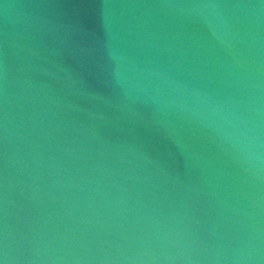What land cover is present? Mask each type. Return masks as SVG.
Listing matches in <instances>:
<instances>
[{"label":"water","instance_id":"water-1","mask_svg":"<svg viewBox=\"0 0 264 264\" xmlns=\"http://www.w3.org/2000/svg\"><path fill=\"white\" fill-rule=\"evenodd\" d=\"M0 261L264 264V0H0Z\"/></svg>","mask_w":264,"mask_h":264},{"label":"clouds","instance_id":"clouds-1","mask_svg":"<svg viewBox=\"0 0 264 264\" xmlns=\"http://www.w3.org/2000/svg\"><path fill=\"white\" fill-rule=\"evenodd\" d=\"M253 147H254L253 142L246 138L245 143L242 144V148L251 151Z\"/></svg>","mask_w":264,"mask_h":264},{"label":"snow or ice","instance_id":"snow-or-ice-1","mask_svg":"<svg viewBox=\"0 0 264 264\" xmlns=\"http://www.w3.org/2000/svg\"><path fill=\"white\" fill-rule=\"evenodd\" d=\"M0 264H3V261H0Z\"/></svg>","mask_w":264,"mask_h":264}]
</instances>
